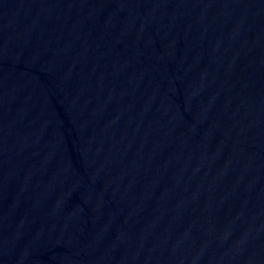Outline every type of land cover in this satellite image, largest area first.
Listing matches in <instances>:
<instances>
[{"label": "water", "instance_id": "95a60500", "mask_svg": "<svg viewBox=\"0 0 264 264\" xmlns=\"http://www.w3.org/2000/svg\"><path fill=\"white\" fill-rule=\"evenodd\" d=\"M0 264H264V0H0Z\"/></svg>", "mask_w": 264, "mask_h": 264}]
</instances>
